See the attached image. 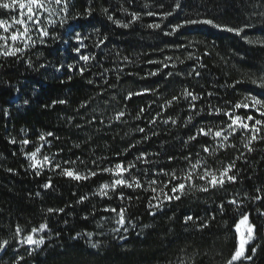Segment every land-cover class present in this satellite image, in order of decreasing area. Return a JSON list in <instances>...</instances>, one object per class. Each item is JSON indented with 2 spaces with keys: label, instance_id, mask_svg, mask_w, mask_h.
Listing matches in <instances>:
<instances>
[{
  "label": "trees",
  "instance_id": "trees-1",
  "mask_svg": "<svg viewBox=\"0 0 264 264\" xmlns=\"http://www.w3.org/2000/svg\"><path fill=\"white\" fill-rule=\"evenodd\" d=\"M176 2L66 0L62 11V0L53 20L42 24L28 44L18 45L0 28L7 38L0 40V244L8 242L0 250V264H228L239 247L235 226L244 215L254 226V238L233 264H264V125H256V133L251 130L255 119L264 116L245 100L249 95L264 100L259 86L264 77V0H179L181 7L165 17ZM23 10L19 3L0 9V20L12 24ZM132 13L139 14L134 22ZM108 15L130 26L120 27ZM188 19L244 31L237 35L207 24L172 31ZM13 48L22 51L3 54ZM185 89L200 98L184 99ZM130 92L143 94L126 99ZM173 96L179 101L164 106ZM237 102L249 103V108L234 109ZM216 108L220 114H208ZM225 111L244 118L249 128L227 130L231 121ZM120 112L124 115L117 119ZM248 115L254 119L248 121ZM189 116L191 123H186ZM201 127L212 128L213 134L189 140ZM220 129H225L226 141L214 136ZM253 135L257 138L249 152L245 145ZM37 149L35 159L41 163L33 168L29 157ZM233 161L229 175H236L234 183L208 185L206 192L192 187L207 184L198 178L205 169L219 175ZM118 163L135 164L123 176L137 179L141 187L117 186L98 194L102 184L119 178L103 169ZM192 165L197 167L191 182H169L173 171L183 177ZM63 169L97 175L77 181L62 175ZM181 182L184 194L167 200L165 194L172 196V186ZM121 207L128 228L112 232L108 222L119 217ZM112 208L117 211H105ZM187 216L193 219L185 223ZM29 235L43 239L38 249L22 243Z\"/></svg>",
  "mask_w": 264,
  "mask_h": 264
},
{
  "label": "snow or ice",
  "instance_id": "snow-or-ice-1",
  "mask_svg": "<svg viewBox=\"0 0 264 264\" xmlns=\"http://www.w3.org/2000/svg\"><path fill=\"white\" fill-rule=\"evenodd\" d=\"M55 4H61L62 3V0H54ZM17 3H19V7L20 9H24L25 7H27V11L29 13L28 15V19L29 20H32L33 19V16L39 12V10L41 8H44L45 7V0H0V9H13ZM48 3H52V0H48ZM181 7L180 3H179V0H177L176 2V5H175V8L172 10V11H169L167 13H164V16L167 17V16H171L173 15L174 11L176 9H179ZM67 10V4H66V0H65V6L64 8L62 9V11H66ZM87 11V15H91V12H92V9H88L86 10ZM105 13L107 12V9L104 10ZM132 21H136L138 18H139V14L138 13H132ZM148 15H153V13L149 12ZM21 16H23V12H21ZM108 20L112 21L113 23L117 24L118 26L120 27H124V28H128L130 26L129 23H122L121 21L119 20H114L113 17L111 15H108ZM15 23H19V24H24L25 21L23 19H20V20H15V18H13ZM75 19V17H74ZM197 24H207V25H212L213 27L215 28H221V27H224L225 30L229 31V32H235L237 35H240L241 32L244 31V28H231V27H227V26H221V25H218V24H215L212 20H207V19H188V20H185L183 23L181 24H177L175 26H173L172 28V31L175 32L177 30H179L180 28L182 27H185L186 25H197ZM148 27H151V28H159L160 25L159 24H150L148 25ZM245 27H252V25H246ZM0 28H3L5 32L8 31V26H6V22L4 20H0ZM29 31V29L27 27H25L24 29V32L23 33H20V32H14L11 34V40L12 41H17L18 39H20V37L22 36H26L27 35V32ZM166 34H171V33H166ZM43 35H48L47 31L45 30L43 32ZM7 39L5 36L3 35H0V40H5ZM30 39V37H29ZM76 39L79 41L81 39L80 37V34L77 33L76 34ZM100 43H103V41H100ZM27 46V45H25ZM99 46V45H97ZM76 52H80V48H75L74 49ZM22 49L21 48H13L11 50H7L5 51L3 54L4 55H16L17 52H21ZM189 59H191V55H189L188 57ZM80 59L84 60V61H88L89 60V57L88 56H81ZM127 59V58H125ZM166 59H171V57H168ZM149 63H153V61H149ZM162 63V62H161ZM181 63H183V61H181ZM174 66V65H173ZM203 66V65H201ZM69 69H71L73 66L72 65H69L68 66ZM164 67H168L167 64H164ZM81 74L83 73L84 69H81ZM158 74V71L157 72H151L149 73V75H152V76H155ZM168 75H172V73H168ZM197 75H199V73H197ZM89 83H92V81H89ZM236 83H240V81H237ZM252 83H257L256 80H253ZM233 87L235 85H232ZM260 87H264V77H261L260 79V84H259ZM145 92L149 91L148 89H145L144 90ZM154 91V90H153ZM143 93H128V96L125 97L126 99H130L133 95H141ZM208 95H212V93H209ZM181 96L184 98V99H188L189 97H191V101H196L197 99H199L200 97L196 94H193L192 92L188 91L187 89L183 90V92L181 93ZM180 99V97H177V96H173L171 100H168V101H165V105L164 106H171L173 104L174 101L178 102ZM245 100L246 101H251V107L254 108L256 111H258L260 113L261 116H264V111H261V109H264V100H261L259 99L257 96L255 95H249V96H246L245 97ZM60 103H65V101H59ZM25 103H27V101H25ZM55 103V102H54ZM162 106V107H164ZM190 107L191 108H195V105L194 104H190ZM234 109H240V108H249V103H241V102H237L234 106ZM201 111H203V109H201ZM144 112V109H140V112L137 114V119L140 118L141 114ZM221 112V109L219 108H216L214 109L213 111H210L208 114L209 115H212V114H220ZM199 114V113H198ZM124 115L123 112H120L118 115H117V119H120V117H122ZM157 115H160L159 113ZM224 115L228 116L229 117V120L231 121V123H229L227 125V130H230L231 132H235L236 131V128H241V129H248L249 128V124L248 123H245L244 122V118H242L241 116L239 115H235L234 112H228V111H225L224 112ZM246 119L248 121H252L254 119V117L252 115H248L246 117ZM191 120H192V117L189 116L188 118V121L186 123H191ZM151 123H155L156 120L155 118L152 119V121H150ZM164 123H168L167 120L164 121ZM172 123L175 124L176 121L175 120H172ZM256 125H264V120H260V119H255V123L251 126V130L253 131V133H256L259 131V129L256 127ZM235 126V127H234ZM139 131L143 132L144 129L141 128L139 129ZM224 131L225 129H220V130H217L214 132V136L217 137V138H222L223 140H227L228 139V136L227 135H224ZM213 134V129L212 128H208L207 130H205L204 128H199L197 129V133L196 135H193V136H190L189 137V140H195L197 138L198 135H205V136H208V135H212ZM48 135H52V133H48ZM257 137L255 135H253L251 137V139L249 140V143L245 145V147L248 148V151L251 152L253 151V149L251 147H249V144H251L252 140H255ZM40 140H44L45 137L44 135H41L39 137ZM261 139H264V137H261ZM15 142V141H13ZM23 144H28L29 141L28 140H23L22 141ZM224 145L221 144V147H223ZM205 152H209L210 149L207 148V147H204L203 149ZM39 151V149H37L36 152H32L30 154V159L33 161L32 163V167L35 168L37 166L38 163H41L39 161H36V154L37 152ZM144 158V154H142L141 156L137 157L136 159L137 160H140V159H143ZM169 159H173L172 157H169ZM185 159H188V157H185ZM239 159V157H238ZM49 158L47 156L44 157V161H48ZM56 167H60V165H56ZM135 167V164L134 163H129V165L127 167H124L122 164L118 163L115 165V168L114 169H111V168H106V169H103V171L105 172H112L115 176L119 177L117 179H114L112 181V184L109 185V184H102L98 190V194L100 195H107V191L109 188H111L113 191L116 189L117 186H126V187H133V185H135V187L139 188L141 187L139 181L135 178H133L131 181L129 180H126L124 179V176H123V173L125 172H129L131 168ZM197 167V165H192V170L188 171L187 173H185L183 175V177H177L176 176V173L173 171L171 173V176H170V183L171 181L173 180H183V181H188V182H191L192 179H193V170H195ZM235 167V162L233 161L232 164H229L228 166L224 167L222 170L219 171V175H217L215 172H212L210 173L207 169L204 170V173L202 175H200L198 178L201 179V180H207V184L204 185V186H197V185H192L193 188H195L197 191H208L209 190V187L208 185H210L212 188H216L217 186L219 187H223V185L226 183V182H235L236 181V175H229V173L232 171V169ZM11 171V170H9ZM39 173H37L38 175ZM62 175H65V176H68L74 180H77V181H81V180H85V179H88L92 176H95L97 175L96 172H92V171H89L87 173V175L85 174H82V173H79V172H75L74 170H69V169H63L62 172H61ZM165 175H168V173H165ZM210 176V179H208V177ZM150 183L152 184H155V181H151ZM50 185L49 184H45L44 187L45 188H48ZM168 185L166 184L165 187H167ZM186 187V184L184 182H181V183H178V184H174L171 188V192H172V196H168L167 194H165V198L167 200H171L173 198L179 200L180 199V195H183L184 194V189ZM154 192L156 191L155 188L152 189ZM179 192L180 195H176V193ZM121 199H123V195H121L120 197ZM83 199H85V197H82L81 198V201H83ZM131 199V198H129ZM229 203H232V204H235L236 201L233 200V201H229ZM221 208H223V205H221ZM49 212H53L54 210L53 209H48ZM58 211H63V209H59ZM105 211H112V212H116L117 210L115 208H112V209H105ZM125 211L126 209H124L123 207L120 208L119 212L117 213V215L119 216V220L117 221L119 224L123 225L125 223ZM154 214V213H153ZM193 217L191 216H187L185 217V223L189 222V221H192ZM248 221V216L247 215H244L239 223L236 224L235 228H236V231L238 233L241 234V238H240V243H239V247L236 249L235 251V254L232 256V258L228 261V264H233V261H236L238 259H240L241 257L244 256V253H245V244L248 243V241L252 240L254 237H253V230H254V226L252 225H248L247 227V238L245 239L244 238V234L241 233V225H244L246 224ZM46 227V225H40V228L41 229H44ZM201 227H207V225H201ZM20 230L17 229V232H19ZM33 231H36V229H33ZM79 235V234H78ZM88 236H91L92 234L91 233H88L87 234ZM26 241L30 244H36L37 246H39L40 244H42L44 241L43 239L41 238L40 240H33V237L31 235L27 236L26 238ZM7 241H4L3 244H0V250L3 249L4 245H7ZM92 247H96L95 244L92 245ZM253 253L255 252V248L252 249ZM250 259V257H249Z\"/></svg>",
  "mask_w": 264,
  "mask_h": 264
},
{
  "label": "rangeland",
  "instance_id": "rangeland-1",
  "mask_svg": "<svg viewBox=\"0 0 264 264\" xmlns=\"http://www.w3.org/2000/svg\"><path fill=\"white\" fill-rule=\"evenodd\" d=\"M58 4H55L54 0H52V3H48V0H45V7L41 8L38 13H36L33 16L32 20L28 19V11L27 8L23 10V16H20V19H23L25 21L24 24H19V23H12V24H6L8 26V31L6 32L7 34L11 35L14 32H20L23 33L25 27L29 29L27 32L26 36L20 37L16 42H18L20 45L21 43H30L32 39L34 38L35 34L39 31L40 32V27L42 24L50 23L53 18L55 17L56 12V7ZM19 19V20H20ZM3 29V28H2ZM4 30V29H3ZM30 37V39H29ZM17 44V43H16ZM119 220V217H115L112 220L108 222V230H111L112 232H123L127 230V225L124 223L123 225L119 224L117 221ZM107 227V228H108ZM247 227L248 223L241 225V233L244 234V238H247ZM240 238L241 234L239 233ZM33 240H38L37 238L33 237ZM24 245H29L32 249H38L42 244L37 246L36 244H30L26 241V239L22 242Z\"/></svg>",
  "mask_w": 264,
  "mask_h": 264
}]
</instances>
